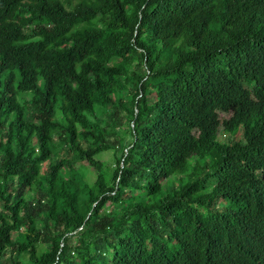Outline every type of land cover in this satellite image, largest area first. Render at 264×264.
Returning <instances> with one entry per match:
<instances>
[{
	"label": "trees",
	"instance_id": "1",
	"mask_svg": "<svg viewBox=\"0 0 264 264\" xmlns=\"http://www.w3.org/2000/svg\"><path fill=\"white\" fill-rule=\"evenodd\" d=\"M0 259L264 264V0H0Z\"/></svg>",
	"mask_w": 264,
	"mask_h": 264
},
{
	"label": "rangeland",
	"instance_id": "2",
	"mask_svg": "<svg viewBox=\"0 0 264 264\" xmlns=\"http://www.w3.org/2000/svg\"><path fill=\"white\" fill-rule=\"evenodd\" d=\"M122 94L126 97V94H125L124 92H122ZM29 96H30L29 93H21V94H20V97H21L22 99H27V98H29ZM227 115H228V114H225V113L219 112V117H221V118L227 117ZM123 127H125V124L123 125ZM99 158H100L104 163H106V164L110 163V162L112 161V160H111V151L109 150V151H107V152H103V153H101V154L99 155ZM82 164H83V166H84V168H85V170H86V172H87V174H86L87 179H88V180H92V177H93L92 172L89 171V168L86 167L84 163H82ZM63 176H68V173H67V172H64V173H63ZM0 264H3V259H0Z\"/></svg>",
	"mask_w": 264,
	"mask_h": 264
}]
</instances>
